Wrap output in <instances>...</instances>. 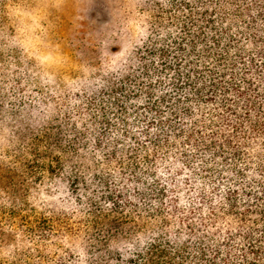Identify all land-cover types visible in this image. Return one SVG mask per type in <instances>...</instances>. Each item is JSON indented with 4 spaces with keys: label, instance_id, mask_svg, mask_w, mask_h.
<instances>
[{
    "label": "trees",
    "instance_id": "trees-1",
    "mask_svg": "<svg viewBox=\"0 0 264 264\" xmlns=\"http://www.w3.org/2000/svg\"><path fill=\"white\" fill-rule=\"evenodd\" d=\"M152 1L95 87L29 105L63 206L34 264H264V0Z\"/></svg>",
    "mask_w": 264,
    "mask_h": 264
},
{
    "label": "rangeland",
    "instance_id": "rangeland-1",
    "mask_svg": "<svg viewBox=\"0 0 264 264\" xmlns=\"http://www.w3.org/2000/svg\"><path fill=\"white\" fill-rule=\"evenodd\" d=\"M148 1L0 0V264H34L59 246L47 233L62 184L42 167L47 159L35 161L44 112L30 103H68L95 87L156 18L140 11L157 13Z\"/></svg>",
    "mask_w": 264,
    "mask_h": 264
}]
</instances>
